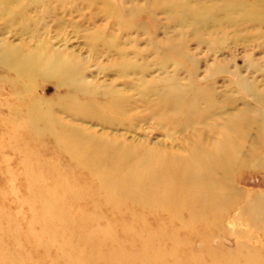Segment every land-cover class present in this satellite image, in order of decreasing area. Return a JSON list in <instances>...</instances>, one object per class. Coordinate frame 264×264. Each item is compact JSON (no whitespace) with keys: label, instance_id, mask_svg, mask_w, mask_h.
Wrapping results in <instances>:
<instances>
[{"label":"rangeland","instance_id":"1","mask_svg":"<svg viewBox=\"0 0 264 264\" xmlns=\"http://www.w3.org/2000/svg\"><path fill=\"white\" fill-rule=\"evenodd\" d=\"M11 1L0 264H264V0ZM98 155L132 192L159 159L222 200L189 222L180 203L108 199Z\"/></svg>","mask_w":264,"mask_h":264},{"label":"bare ground","instance_id":"2","mask_svg":"<svg viewBox=\"0 0 264 264\" xmlns=\"http://www.w3.org/2000/svg\"><path fill=\"white\" fill-rule=\"evenodd\" d=\"M30 1L35 2L34 0H30ZM12 3L13 1L11 0H0L1 20L6 21L5 18L8 16H11V18H13L12 10L6 11L8 10V7L11 6ZM33 32H36L35 29L31 33L32 37L34 38L35 35L33 34ZM35 56H36L35 54L31 55V62L29 63L22 62L21 66L19 62L17 63L18 77L23 79V81L25 82L32 81L31 77L36 72ZM0 59L4 66L6 65L10 66L13 63L10 60L8 61L7 56L3 54L0 55ZM0 70H3V67ZM156 95L160 97L165 96V94L163 93H157ZM171 99H172L171 105L166 106V108L169 110L175 109L176 105L180 102L182 97L175 96L174 98L172 97ZM167 109L164 108V110L168 112ZM118 156H122V155L118 154ZM118 156H116L115 158H117ZM219 156L220 157L216 155L214 161H216L217 163L225 162V158L224 156L220 155V152H219ZM101 159L103 158L99 157V161L104 162L105 170H103V172L105 173H101V175L100 174L98 175L97 173L100 172H97L96 174L101 179L100 187L101 189L105 188L104 191L108 199H115L116 194H118L119 192L124 193L126 191L124 194L126 195L129 201L139 203L144 207L146 205H151V204L156 205L161 203L163 204L166 202L174 203V204L180 203L181 207H183L184 209L187 210L190 209V211L188 212L189 214L187 219V221L189 222L197 221L199 217L201 216L203 217L204 212L208 214H214V210H216V207L222 200V198L216 192L212 191L213 188H211L210 185L206 186V184L200 182V180L202 179L201 174L195 173L192 176H190L189 173L186 172H185L186 174L179 173L183 171V168H181V166L173 163L164 162L163 160H159V159L156 160L154 173L152 177H150L149 175L137 174L139 175L138 178L142 177L144 179L142 181L140 178V180H137L135 182L137 189L135 188L136 192H132V190L128 188V182L129 179H131L130 176L122 173L123 167L126 166L122 165V163L120 165L117 164L115 165L114 163L109 162L107 157L102 161ZM109 164H112V167L115 168L113 170H117V175L116 173L111 174L108 171L110 168V166L108 167ZM201 170H203L206 174L209 173L208 171L209 167L203 166ZM144 173L148 174L146 173V171ZM145 179L148 182H144ZM181 207H179L180 210Z\"/></svg>","mask_w":264,"mask_h":264}]
</instances>
